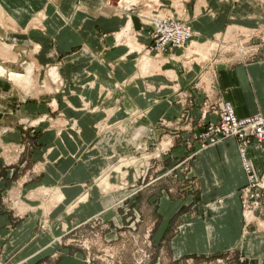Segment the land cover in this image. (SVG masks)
Segmentation results:
<instances>
[{
  "label": "crops",
  "instance_id": "0c3cea01",
  "mask_svg": "<svg viewBox=\"0 0 264 264\" xmlns=\"http://www.w3.org/2000/svg\"><path fill=\"white\" fill-rule=\"evenodd\" d=\"M18 1L32 4L30 9L45 12L42 30L22 32L18 27L17 31L37 46L33 53L35 64L58 62L65 87L63 94L56 96L57 106L66 119L75 120L79 132L75 134L63 126L57 133L42 126L32 135L34 146L29 152V162L34 172L16 191L25 198L39 185L60 188L64 198L47 213L48 231H37V209L17 218L3 207L5 193L15 191L3 189L15 186L16 180L7 168L1 171V260L11 259V264H83L80 254L69 253L67 247L58 256L51 257L52 247L48 245L59 234V227H72L91 216L112 212L111 197L101 196L97 188L86 186V182L93 173L103 170L104 167L96 171L97 164L134 145L138 138L136 132L155 126L158 119L172 120L183 110L196 130L199 124L217 120L212 108L203 111L202 103L207 101L211 106L228 102L239 118L264 116V49L248 50L241 55L214 52L215 59L201 70L193 63L182 66L176 58L181 51L179 48L156 56L149 49V56L158 58L153 62L145 57L150 59L151 67H157L160 72L150 75L151 68L147 75H140L133 66L135 53H128L124 45L113 43L112 34L119 30L123 20L102 8L103 0ZM160 1L169 5V0ZM183 6L185 21L192 31V39L197 42L214 39L229 26L252 28L264 22V6L259 0H186ZM27 16V13L23 15V19ZM139 33L137 40L148 45L147 32L141 29ZM18 44L29 48L26 42ZM169 75L174 76V82L190 100L184 108L173 101L175 95L168 83ZM81 101L89 102L95 109L83 108ZM1 107L0 104V127L7 129L3 128L0 136L10 142L23 139L22 123L27 118L47 110L45 103L36 101L16 108L11 104L9 109ZM133 109L145 111L140 121L132 125L125 123L123 131L116 135L110 131L97 133L96 124L105 114L107 122L123 121L125 113ZM140 126L144 129H138ZM189 134L181 132L180 139ZM114 135L115 140H111ZM180 139L161 158L167 161L168 168H173L177 182L163 186L158 198L156 211L160 220L155 238L167 243L171 257L211 255L235 249L241 240L242 216L237 190L246 182L236 142L225 138L217 145L197 150L187 163L189 178H193L191 185L183 178L179 167L174 168V164L190 153ZM94 147L99 150L93 151ZM247 156L255 172L264 169V156L258 150L249 146ZM84 190H87V199L71 206ZM26 202L29 207L34 204ZM175 226H179L177 233L173 231ZM260 234H247L241 245L243 253L255 258L256 264H264V232ZM246 261L242 264L249 262Z\"/></svg>",
  "mask_w": 264,
  "mask_h": 264
},
{
  "label": "rangeland",
  "instance_id": "374dc122",
  "mask_svg": "<svg viewBox=\"0 0 264 264\" xmlns=\"http://www.w3.org/2000/svg\"><path fill=\"white\" fill-rule=\"evenodd\" d=\"M185 1L169 0L168 7L160 1L163 7L159 8L158 15L161 17L162 14L171 16L173 10V16L185 20L186 12L183 6ZM155 2L157 0L102 1V8H105L110 14L122 18L121 27L112 34L113 43L124 45L128 53H135L133 66L139 70L140 75H144L152 68L150 59L147 57H150L148 51L153 43L149 42L148 37V45H143L137 40V36L140 34L139 30L143 29L148 33L151 29L143 16L147 15L150 18ZM259 2L264 6V0H259ZM29 6L32 4H21L18 0H0V46L3 49H0V64L24 74L18 82L10 80L7 76H0V104L2 109H9L10 104L12 108H16L26 102L36 101L45 103L47 110L37 112L22 123L24 135L21 141H5L0 136V176L1 171L7 168L11 171V175L13 174V180H16L15 186L3 189L15 190L5 193L3 207L12 211L17 218L29 210L37 209L36 211L39 212L36 229L39 233H43L48 231L47 213L49 209L58 202L61 203L64 197L59 187L52 188L47 185L37 186L25 198L16 191L20 190L22 184L28 181L34 172L33 165L29 162V152L34 146L32 135L35 134L37 128L40 130L42 126L52 128L57 133L63 126H67L75 134L79 132V129L75 120L66 119L57 106L56 96H61L65 87L58 62L43 66L35 64L33 53L37 46L35 47L29 38L21 37L22 33L17 31L19 28L22 32L29 31V29L42 30L43 20L46 18L45 12L43 9H30ZM26 13L28 16L23 19V15ZM263 25L264 22L252 28L229 26L222 33L215 35L214 39L207 38L199 42L192 39L191 31L189 40L179 48L181 51L176 58L182 66L193 63L201 70L208 62L215 59L214 52L245 54L248 50H253L251 46L246 45L247 42H251V40L248 41L250 35ZM228 28L230 29L228 30ZM19 41L26 42L29 48L19 45ZM175 48L171 47L166 52ZM152 53L156 56L155 52ZM150 58L154 62L158 57ZM156 69L157 67L152 68V71L149 72L150 75L160 72ZM173 78V75H169L168 83L175 95L173 101L180 103L184 108L190 100L186 99L181 87L174 82ZM118 86L121 87L122 84ZM205 91L207 92V90ZM205 104L209 105V102L207 101ZM205 104L202 105L203 108ZM81 106L88 110L95 109L85 101H81ZM144 113V110L133 109L125 113L123 121L111 122L106 121L107 115L105 114L97 122V129H95L99 134L110 131L116 135L123 131L125 123L127 125L137 123L144 117ZM189 120V116L183 110L172 120L160 118L155 126L148 127L146 131H137L136 142L124 149L125 152L111 154L108 158L106 157L105 163L97 164L96 171L104 168L98 173H93L92 178L86 182V186H94L101 196L111 197L112 212L91 216L72 227H59V234L54 237L52 244L48 245L52 247V251L49 253L51 257L58 256L67 247L69 253L80 254L83 264H242L247 262L246 260H249L247 264H256L255 258L243 253L241 245H243L247 234L264 232V192L258 199L260 202L258 206L252 210V213H246L244 211L247 209L242 204L243 195L239 189L237 190L242 216L241 240L235 249L221 250L211 255L182 254L171 257L167 243L157 241L155 238L154 232L160 220L156 211L158 198L161 196L163 186L167 187V185L177 182L173 168H168L167 161L161 160L162 156L168 154L169 150L171 151L174 142H178L177 139L181 138V132H189L190 136L180 140L189 148L190 153L174 164V168L179 167L183 178L191 184L193 178L190 179L188 175L189 158L197 150L211 146L204 143L205 146H202L198 140V134L203 130L204 124L197 125L195 130L189 124ZM3 128L1 126L0 131ZM138 129L144 128L140 126ZM115 135L111 140H115ZM92 150L97 151L99 148L94 147ZM238 154L242 166L243 161L239 151ZM253 171L255 172L254 169ZM252 192L254 191L252 190ZM152 196L153 199H151ZM87 197V190H84L76 196L71 206L85 201ZM250 200L251 197L247 199L249 205ZM26 201L34 204L29 207ZM217 201L220 202L221 199ZM173 228L174 233H177L179 226ZM11 261V259L1 260L0 257V264H11Z\"/></svg>",
  "mask_w": 264,
  "mask_h": 264
},
{
  "label": "built area",
  "instance_id": "2783aa9c",
  "mask_svg": "<svg viewBox=\"0 0 264 264\" xmlns=\"http://www.w3.org/2000/svg\"><path fill=\"white\" fill-rule=\"evenodd\" d=\"M154 5V8L151 9L150 18L147 15H144L143 18L151 27L147 35L149 42L153 43L151 49L154 50L155 55L164 53L171 47H183L191 35L188 24L183 18L173 16V13L171 16L167 14H162V17L159 16L158 10L163 5L159 0ZM255 30L248 41L251 40L249 45L254 52H257L264 49V25ZM204 104L205 102L202 103V105ZM205 106L203 111L212 108L217 115V120L204 123L203 130L198 134V140L202 146L215 144L225 138L235 140L246 176L245 184L239 188L243 195L242 204L247 209L244 212L252 213V210L260 203L258 199L264 192V169L258 172L253 171L252 164L247 157V148L252 146L264 156V116L255 114L239 118L235 115L231 104L226 101L212 103V106L205 104ZM250 197L249 205L247 199Z\"/></svg>",
  "mask_w": 264,
  "mask_h": 264
},
{
  "label": "bare ground",
  "instance_id": "6f19581e",
  "mask_svg": "<svg viewBox=\"0 0 264 264\" xmlns=\"http://www.w3.org/2000/svg\"><path fill=\"white\" fill-rule=\"evenodd\" d=\"M122 2H123V0H122ZM124 2H126V1H124ZM0 49H2L1 46H0ZM0 76H7L10 80L18 82V81H20L23 78L24 74H22L20 72H17V71H13L11 69H8V68H6V67H4L3 65L0 64ZM216 145H217V143H216Z\"/></svg>",
  "mask_w": 264,
  "mask_h": 264
}]
</instances>
